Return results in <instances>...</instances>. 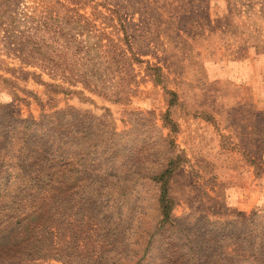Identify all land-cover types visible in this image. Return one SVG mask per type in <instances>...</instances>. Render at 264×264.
Returning a JSON list of instances; mask_svg holds the SVG:
<instances>
[{"label": "rangeland", "instance_id": "1", "mask_svg": "<svg viewBox=\"0 0 264 264\" xmlns=\"http://www.w3.org/2000/svg\"><path fill=\"white\" fill-rule=\"evenodd\" d=\"M0 13L15 29L0 31V264H28L10 249L40 220L49 255L73 246L79 264L264 261L243 246L264 234V0H0ZM63 73L95 93L39 82ZM55 133L62 153L35 156ZM171 159L161 228L150 177ZM38 169L52 179L30 181Z\"/></svg>", "mask_w": 264, "mask_h": 264}, {"label": "trees", "instance_id": "2", "mask_svg": "<svg viewBox=\"0 0 264 264\" xmlns=\"http://www.w3.org/2000/svg\"><path fill=\"white\" fill-rule=\"evenodd\" d=\"M50 21H55L54 18H49ZM5 16L0 13V31H3L5 35L10 36V33L14 32V27L12 24H10L9 20L8 22H5ZM67 25H82L81 30L78 32L79 36L80 35H87L86 32H84V28L88 30L90 28V23L89 21L82 17L78 16L75 17L74 15H65L64 18L61 20ZM44 24H47L44 22ZM3 28V29H2ZM22 61H26L23 60ZM48 61L52 67L54 68H60L62 67L61 65V60H53V59H48ZM25 63V62H24ZM34 63V62H32ZM35 64V63H34ZM59 77V78H57ZM50 79L53 82H43L39 80V82L44 85V87L47 89L48 92L58 94V93H64V94H71V95H76V96H81L83 93L79 90L76 89H70L68 87H65L63 83H68L69 86H76V83H79L82 85L83 88L88 89L90 92L95 93V91L90 89V83L89 80L84 78V76L81 75H65L64 73L58 76L57 74L52 75ZM58 79L60 80L58 82ZM165 121L167 122V117H165ZM51 131V130H48ZM57 133L54 135H49L46 140L36 142V144L33 145L34 148V155L35 156H43L46 159H48L50 154H53V151L56 153H62L63 150V145L61 142L62 136H60L59 140L58 136H56ZM62 134V133H60ZM56 136V140H55ZM39 148L41 149V152L39 151ZM175 167V160L171 159L166 165V168L157 176L150 177V180L158 183L159 184V194L157 198V205H158V210L159 214L161 215L160 218V227H164L167 224H171L174 219L172 216H170V212L172 210V199L168 195V181L169 178L173 172V169ZM20 175V174H18ZM1 176V174H0ZM46 179H52L51 173H43L40 171V169L36 170V173L33 174V176L29 175V180L30 181H35V182H44ZM53 190L58 191L59 186H54L51 187ZM40 191H42L41 186H34V190L31 194H28L27 196L29 198H34L35 199L38 197L37 200H42L39 196ZM34 199V200H35ZM37 200L33 201V208H37L40 205V202H37ZM44 204V203H43ZM9 216H2L1 220H6L8 219ZM41 218V216H40ZM20 219V216L17 218ZM43 219V218H41ZM41 222L35 224L34 226L29 225L26 228V231L23 233H20L21 236L19 238L18 242H15V244L12 245L13 248L10 250L15 252V253H22V255L25 257V260H28V264H40L37 261L39 260H46L50 257H56V260L63 262V264H79L76 262L74 259V254L76 253V248L73 246L69 248L68 252H66L63 255H58V256H51L49 255V249L51 247V236L52 233L50 232L49 225L43 220H40ZM255 219H252L250 222L251 224L255 222ZM0 223H3L2 221ZM258 239V242H256ZM264 234L261 235V237H256L255 239L252 240V242L248 241L247 244H244L243 246L251 245L254 246L256 243H258V252L259 254H264L263 249H264ZM244 247V249H245ZM83 264V261H81ZM255 264H264V261L259 259L258 261H255ZM243 263H246V261H243ZM113 264H127L126 262H114Z\"/></svg>", "mask_w": 264, "mask_h": 264}]
</instances>
